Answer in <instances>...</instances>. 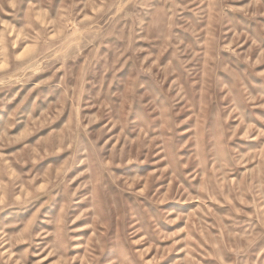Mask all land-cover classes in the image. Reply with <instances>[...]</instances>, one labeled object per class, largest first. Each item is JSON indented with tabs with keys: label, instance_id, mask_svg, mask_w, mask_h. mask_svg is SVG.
I'll use <instances>...</instances> for the list:
<instances>
[{
	"label": "rangeland",
	"instance_id": "1",
	"mask_svg": "<svg viewBox=\"0 0 264 264\" xmlns=\"http://www.w3.org/2000/svg\"><path fill=\"white\" fill-rule=\"evenodd\" d=\"M0 264H264V0H0Z\"/></svg>",
	"mask_w": 264,
	"mask_h": 264
}]
</instances>
